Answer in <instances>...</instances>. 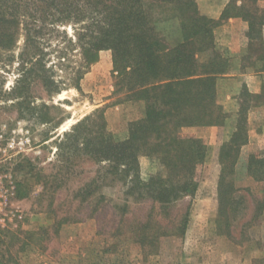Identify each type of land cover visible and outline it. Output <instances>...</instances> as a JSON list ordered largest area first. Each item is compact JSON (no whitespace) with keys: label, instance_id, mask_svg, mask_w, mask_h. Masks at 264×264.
<instances>
[{"label":"rangeland","instance_id":"1","mask_svg":"<svg viewBox=\"0 0 264 264\" xmlns=\"http://www.w3.org/2000/svg\"><path fill=\"white\" fill-rule=\"evenodd\" d=\"M245 4L255 17L251 51L258 59L264 11L256 6L264 7L259 0ZM27 21L21 18L16 40H0V175L15 183L20 214L0 215V264H264V179L237 166L242 146L235 164L223 160L241 103L248 107L249 135L248 89L233 96L227 90L235 83L221 81L217 108L224 122L181 128V135L199 137L207 147L199 186L193 196L161 202L149 184L167 167L147 155L145 145L132 167L94 152L103 135L127 140L131 125L147 117L143 79L129 74L123 58L115 61L112 48L87 61L93 41L84 35L87 19L51 26L32 40ZM179 23L157 22L169 46L182 41ZM218 51L230 65L228 52ZM213 54L207 50L199 59ZM263 63L245 59L259 69ZM256 100L264 105V89ZM81 122L80 131H72ZM204 126H217L209 139L197 136ZM253 155L264 159V150Z\"/></svg>","mask_w":264,"mask_h":264},{"label":"trees","instance_id":"2","mask_svg":"<svg viewBox=\"0 0 264 264\" xmlns=\"http://www.w3.org/2000/svg\"><path fill=\"white\" fill-rule=\"evenodd\" d=\"M240 1L238 5L230 0L221 20L243 17L249 22L251 36L255 17L246 10L247 0ZM256 9L264 11L258 5ZM23 17L28 20L29 40L51 26L87 19L84 35L93 39L85 49L87 61H95L101 49L112 48L115 61L121 57L128 62L129 74L143 79L140 83L148 102L147 117L131 125L127 140L116 141L102 134V146L94 152L103 151L117 165L132 167L145 145L146 154L157 155L167 167L166 174L151 177L153 197L169 203L193 196L199 186L197 168L206 157L207 147L203 139L183 136L180 131L183 126L224 122V111L217 108V81L226 70L227 59L216 49L214 33L221 20L202 14L197 0H0V28L11 29L0 33L3 43L16 40ZM173 18L180 21L182 41L169 46L157 22ZM207 50H213V56L201 61L199 55ZM246 108L241 103L237 129L231 137L233 145L221 155L232 164L248 139ZM82 123L72 131H80ZM248 170L256 179H264V159L251 156Z\"/></svg>","mask_w":264,"mask_h":264},{"label":"crops","instance_id":"3","mask_svg":"<svg viewBox=\"0 0 264 264\" xmlns=\"http://www.w3.org/2000/svg\"><path fill=\"white\" fill-rule=\"evenodd\" d=\"M229 2L230 0H197V5L202 14L215 20H221ZM259 4L264 7V0H259ZM249 30V22L241 16H230L222 19L214 30L217 50L228 52L229 62L232 63V65L231 63L230 65L227 64L224 74L218 78L217 89L219 90L221 81H225V83H235L233 86H229L230 89L227 90L229 94H233V96L237 94L239 97L243 88H246L253 96L248 113L249 135L247 142L242 145L237 165L246 169L248 168L250 155L253 152L264 150V131L262 130L264 105L256 100L264 89V67L262 69L256 68L253 65L254 62L252 65L245 64V59L250 58L264 62V55L258 56V59L256 56L252 57L251 47L255 45L256 40L252 35H249ZM227 97L231 98V95ZM214 129L217 130V126H204L202 129L200 127L197 136L209 139V133ZM263 249L264 246H262L261 251L259 250L261 254H264ZM246 262L248 263V259H246ZM69 264H72V262L69 261Z\"/></svg>","mask_w":264,"mask_h":264},{"label":"built area","instance_id":"4","mask_svg":"<svg viewBox=\"0 0 264 264\" xmlns=\"http://www.w3.org/2000/svg\"><path fill=\"white\" fill-rule=\"evenodd\" d=\"M17 204V190L13 181L0 175V215L15 210ZM18 212V210H15ZM14 213V216L20 217V214ZM1 220V219H0Z\"/></svg>","mask_w":264,"mask_h":264},{"label":"bare ground","instance_id":"5","mask_svg":"<svg viewBox=\"0 0 264 264\" xmlns=\"http://www.w3.org/2000/svg\"><path fill=\"white\" fill-rule=\"evenodd\" d=\"M70 121V120H69ZM70 124V123H69ZM68 127V125H64L62 126V129H66Z\"/></svg>","mask_w":264,"mask_h":264}]
</instances>
